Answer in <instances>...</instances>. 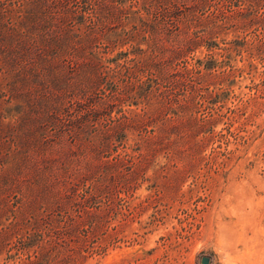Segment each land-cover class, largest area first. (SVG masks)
I'll list each match as a JSON object with an SVG mask.
<instances>
[{
	"label": "rangeland",
	"instance_id": "rangeland-1",
	"mask_svg": "<svg viewBox=\"0 0 264 264\" xmlns=\"http://www.w3.org/2000/svg\"><path fill=\"white\" fill-rule=\"evenodd\" d=\"M204 257L264 264V0H0V264Z\"/></svg>",
	"mask_w": 264,
	"mask_h": 264
},
{
	"label": "trees",
	"instance_id": "trees-1",
	"mask_svg": "<svg viewBox=\"0 0 264 264\" xmlns=\"http://www.w3.org/2000/svg\"><path fill=\"white\" fill-rule=\"evenodd\" d=\"M151 1L157 2V0H151ZM68 38L69 37L66 34H62L59 32L47 38L44 43H43V38H42L41 45L38 46V49L41 50L39 53H41L43 60L45 61L47 60V56L44 54V52H46V54L47 53L56 54L59 50L61 52L62 49L65 47V43L70 41ZM44 65H42L40 69L37 67L35 68V71H38L37 74H35L36 77L40 75H43V76L46 75V78L49 79V82L51 84L50 88H52V86L55 88L58 87V85H60V81L62 80V69H60L58 67V64L56 63L53 67L50 66L49 68L46 66L47 64L45 66ZM66 82H69L67 78H65L63 83L66 84Z\"/></svg>",
	"mask_w": 264,
	"mask_h": 264
},
{
	"label": "water",
	"instance_id": "water-1",
	"mask_svg": "<svg viewBox=\"0 0 264 264\" xmlns=\"http://www.w3.org/2000/svg\"><path fill=\"white\" fill-rule=\"evenodd\" d=\"M209 261H210L209 257H204L203 258V263L207 264V263H209Z\"/></svg>",
	"mask_w": 264,
	"mask_h": 264
}]
</instances>
